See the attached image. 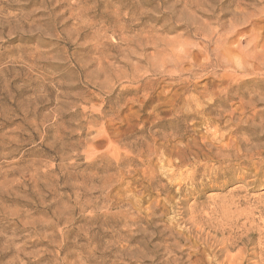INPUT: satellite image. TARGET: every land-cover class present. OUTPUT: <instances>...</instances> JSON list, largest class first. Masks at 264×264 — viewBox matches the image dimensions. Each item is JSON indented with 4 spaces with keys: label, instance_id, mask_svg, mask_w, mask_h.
<instances>
[{
    "label": "rangeland",
    "instance_id": "1",
    "mask_svg": "<svg viewBox=\"0 0 264 264\" xmlns=\"http://www.w3.org/2000/svg\"><path fill=\"white\" fill-rule=\"evenodd\" d=\"M0 264H264V0H0Z\"/></svg>",
    "mask_w": 264,
    "mask_h": 264
},
{
    "label": "bare ground",
    "instance_id": "2",
    "mask_svg": "<svg viewBox=\"0 0 264 264\" xmlns=\"http://www.w3.org/2000/svg\"><path fill=\"white\" fill-rule=\"evenodd\" d=\"M240 34V33H239Z\"/></svg>",
    "mask_w": 264,
    "mask_h": 264
}]
</instances>
